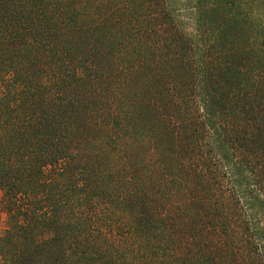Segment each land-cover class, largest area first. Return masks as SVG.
Returning <instances> with one entry per match:
<instances>
[{
	"label": "trees",
	"instance_id": "obj_1",
	"mask_svg": "<svg viewBox=\"0 0 264 264\" xmlns=\"http://www.w3.org/2000/svg\"><path fill=\"white\" fill-rule=\"evenodd\" d=\"M182 1L0 0V264H264L262 50Z\"/></svg>",
	"mask_w": 264,
	"mask_h": 264
},
{
	"label": "rangeland",
	"instance_id": "obj_2",
	"mask_svg": "<svg viewBox=\"0 0 264 264\" xmlns=\"http://www.w3.org/2000/svg\"><path fill=\"white\" fill-rule=\"evenodd\" d=\"M217 3H221V5L228 3L233 6L242 27L247 31L249 43L261 48L264 60V0H217ZM175 6L179 27L190 33L193 23L186 8L190 9L192 4L185 5L181 0V2L175 3ZM2 198L3 192L0 189V230L4 228L6 220V210L3 208Z\"/></svg>",
	"mask_w": 264,
	"mask_h": 264
}]
</instances>
